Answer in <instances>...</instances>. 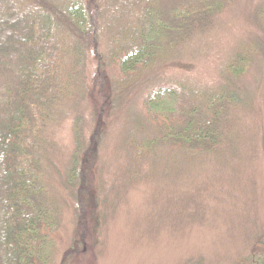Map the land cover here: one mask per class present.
Here are the masks:
<instances>
[{
	"label": "trees",
	"instance_id": "trees-1",
	"mask_svg": "<svg viewBox=\"0 0 264 264\" xmlns=\"http://www.w3.org/2000/svg\"><path fill=\"white\" fill-rule=\"evenodd\" d=\"M232 1L193 0L161 16L159 0H0V264H38L44 259L43 230L58 222L60 212L46 189L49 170L58 173L75 202L84 231L88 207L94 209L90 219L99 221L100 232L112 222L114 207L140 182L154 188L150 211L140 222L144 233L180 238L211 224L216 207L207 198L217 194L209 187L214 179L194 186L192 175L212 165L225 170L239 149L248 102L242 77L257 51L249 43L219 65L213 83L182 79L176 88L153 87L142 112L132 119L124 164L104 168L97 183L92 173L106 139L101 117L111 101L103 74L107 58L119 64L121 73L144 74L175 47H189L188 40L208 31L215 14ZM256 13L264 28V1ZM117 23V34L104 54L101 34ZM90 53L97 61L91 80L86 74ZM90 94L96 100L88 102L89 115L78 114L73 124L75 148L66 161L58 159L55 149L47 147L51 127ZM145 160L148 170L142 176L139 163ZM173 168L175 181L168 184ZM75 242L67 257L82 251L83 239ZM259 245L248 264H264V238Z\"/></svg>",
	"mask_w": 264,
	"mask_h": 264
},
{
	"label": "rangeland",
	"instance_id": "rangeland-1",
	"mask_svg": "<svg viewBox=\"0 0 264 264\" xmlns=\"http://www.w3.org/2000/svg\"><path fill=\"white\" fill-rule=\"evenodd\" d=\"M192 1L159 0L160 15L177 4ZM263 1L233 0L215 14L208 31L188 40L185 46L190 44L189 47L182 49L183 43L175 47L144 74L121 73L119 64L109 57L103 70L105 94L111 101L101 117L106 139L92 173L96 183L105 175L104 168L110 165L112 170L124 164L132 119L142 112L144 97L153 87L167 84L176 88L182 79L208 85L218 77L219 65L232 57L242 44L249 43L256 48L251 65L242 77L241 87L248 102L242 113L244 119L238 132L242 138L234 159L225 170H215L219 167L212 165L197 170V176L192 175L196 180L194 186L202 179L204 183L214 179L209 187L218 190L217 194L207 198L211 207H216L211 224L196 227L180 238L164 232L144 233L146 229L140 222L150 211L148 205L154 188L140 182L122 204L114 207L112 222L100 232L99 221L90 219L94 209L88 207L82 221L84 231L78 223L75 202L70 201L58 173L49 170V176H45L46 189L51 204H56L60 212L58 222L43 230L47 246L41 250L44 259L38 264H63L64 261L65 264H248L249 255L260 249L259 242L264 238V28L256 13ZM118 27V23L114 24L101 34L99 48L104 54ZM86 60V74L91 80L97 61L92 53ZM87 98L86 102L68 109L59 124L51 127L47 147L55 149L58 159L66 161L75 148V117L82 113L89 115L88 102L95 103L96 95L90 94ZM87 118L85 121L89 124L91 119ZM84 129L89 137L90 127L87 125ZM147 162L139 163L142 176L148 170ZM59 167L62 168L60 164ZM160 168L155 171L156 177L160 176ZM172 171L168 184L175 181L172 178L176 168ZM82 239L84 242L79 244L82 251L67 257L74 242Z\"/></svg>",
	"mask_w": 264,
	"mask_h": 264
}]
</instances>
